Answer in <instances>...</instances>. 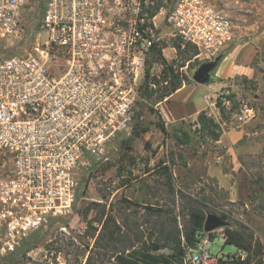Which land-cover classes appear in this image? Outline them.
Here are the masks:
<instances>
[{"label": "built area", "instance_id": "built-area-1", "mask_svg": "<svg viewBox=\"0 0 264 264\" xmlns=\"http://www.w3.org/2000/svg\"><path fill=\"white\" fill-rule=\"evenodd\" d=\"M32 10L31 0H0V155L9 163L0 233L10 248L72 212L83 175L133 131L148 69L150 78L162 75L149 60L158 48L177 52L167 38L196 48L203 63L237 40L232 19L207 0H45L36 40L6 56V43L34 29ZM189 63L173 68L187 76ZM230 92L217 88L205 100L226 104ZM212 232L199 235L186 264H229L233 257L210 252Z\"/></svg>", "mask_w": 264, "mask_h": 264}, {"label": "rangeland", "instance_id": "rangeland-1", "mask_svg": "<svg viewBox=\"0 0 264 264\" xmlns=\"http://www.w3.org/2000/svg\"><path fill=\"white\" fill-rule=\"evenodd\" d=\"M31 1L29 25L34 29L29 30L28 37L6 43V56L20 53L36 40L45 0ZM175 1L170 0V4ZM207 1L232 19L237 40L227 54L232 53L237 64L249 71L238 70L221 84L216 75L219 66L211 72L209 83L214 88L210 89L208 83L193 79L203 63L198 53L189 60L191 85L182 95L190 99L194 109L208 106L205 111L219 125L214 129L222 132L220 139L203 130L198 120L200 112L168 123L160 102L140 103L134 125L141 122L149 130L132 140V132L116 138L108 152L109 161L100 162L83 175V192L68 215L52 219L12 248L6 244L10 236L0 233V264H85L89 255L95 264H121L117 251L121 254L130 245L147 243L150 231L162 238L177 225L183 231L194 207L207 214L227 215L228 225L212 232V254L246 255L236 244L226 243V228L240 231L248 240H260L264 247V191L255 182L261 177L264 184V0ZM166 40L165 46L173 45L172 40ZM163 55L179 69L187 62L178 50L168 48ZM217 88L231 91L229 102L219 107L205 100L207 94L214 96ZM246 107L254 111L240 120ZM5 158L0 155V176L9 171ZM162 164L170 166L173 183L159 172ZM146 205L163 212L148 211ZM116 230L117 239L112 237ZM170 251L165 247L158 252Z\"/></svg>", "mask_w": 264, "mask_h": 264}, {"label": "trees", "instance_id": "trees-1", "mask_svg": "<svg viewBox=\"0 0 264 264\" xmlns=\"http://www.w3.org/2000/svg\"><path fill=\"white\" fill-rule=\"evenodd\" d=\"M173 44L184 57V62L192 59V56L198 53V50L191 45H186V47L183 48L180 39H174ZM154 62H159L163 65L161 78L156 76L150 78L149 68L141 92L145 102H152L153 105L170 97L178 89L183 87L184 84L191 83L185 74L174 70V62H168L165 59L161 48L156 49L153 53L149 60L150 66H152ZM250 81L253 82V79ZM150 82L153 84L152 86H150ZM221 105L222 103L219 101L218 106ZM223 110L224 109H222V112ZM198 120L205 132L212 135L216 140L220 139L222 132L216 133L214 129L219 125L212 118L207 116L205 110L199 113ZM161 126L164 131L167 130L164 124ZM148 130V126L142 125L141 122L136 123L133 127L130 140L139 137ZM124 143L126 144V140ZM159 172L163 174L169 183H173L174 177L169 165L162 164L159 168ZM255 182L258 184L259 188L264 191L263 179L261 177H256ZM146 209L151 212H163V210L158 207L150 205H146ZM222 215L223 217H227L225 213ZM206 217L207 212L204 209L194 207L189 212V219L185 222L183 231H181L177 225L165 238L159 236L155 231H150L148 232L147 243L145 242L139 247L130 245L127 248L128 252H126L127 250L125 248L124 252L121 254H118L117 251V259L121 264H186L185 258L197 246L200 240L199 235L205 232L204 225ZM109 219L111 220V218ZM109 219L106 221V225L109 223ZM112 234V237L114 236L115 239L118 238V230ZM212 237H214V234H212ZM224 237L226 243L236 244L239 250L246 254L244 256H236L238 253L226 255L228 257H233L229 261V264H263L264 247L260 240H255L253 237L248 240L243 233L232 228L225 229ZM165 247H170V253L158 252ZM85 264H95L92 255L88 256Z\"/></svg>", "mask_w": 264, "mask_h": 264}, {"label": "crops", "instance_id": "crops-1", "mask_svg": "<svg viewBox=\"0 0 264 264\" xmlns=\"http://www.w3.org/2000/svg\"><path fill=\"white\" fill-rule=\"evenodd\" d=\"M220 66V67H219ZM219 67L217 70V77L221 78V84H225L226 80L233 76L234 73L241 70L245 73H248L246 70L243 69L242 66L238 65L237 62L232 58V53L225 54L222 59L219 60L216 68ZM215 68V69H216ZM189 85L191 84H184L183 87L178 89L175 93H173L170 97L166 98L162 102H160V108L162 110L163 116L167 120L168 123H176L182 121L187 117L196 116L199 112L207 109L208 106H203L199 109H194V105L190 103V99L184 98L182 95L186 90L189 89ZM207 103V101H206ZM215 174L221 178L219 175L220 173Z\"/></svg>", "mask_w": 264, "mask_h": 264}, {"label": "water", "instance_id": "water-1", "mask_svg": "<svg viewBox=\"0 0 264 264\" xmlns=\"http://www.w3.org/2000/svg\"><path fill=\"white\" fill-rule=\"evenodd\" d=\"M220 57L214 61L202 63L194 72L193 79L198 83H209L211 80V72L216 68ZM228 225V221L216 213H208L204 225L206 232H212L217 228Z\"/></svg>", "mask_w": 264, "mask_h": 264}]
</instances>
